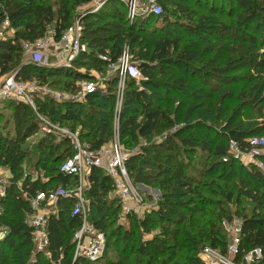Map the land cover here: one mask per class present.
I'll list each match as a JSON object with an SVG mask.
<instances>
[{"label": "trees", "instance_id": "16d2710c", "mask_svg": "<svg viewBox=\"0 0 264 264\" xmlns=\"http://www.w3.org/2000/svg\"><path fill=\"white\" fill-rule=\"evenodd\" d=\"M93 1L57 0L55 6L49 0H0V24L8 19L13 30L0 39V69L1 75L16 73L17 79L71 92L79 90V82L102 77L106 89L88 93L82 102L37 100L40 113L77 132L82 143L98 150L113 140L114 133L118 76L110 75L109 68L128 50L143 79L140 84L133 77L127 79L119 113L121 141L133 150L141 139L159 132L164 121L174 127L160 141L128 154L126 166L134 184L161 191L156 204L142 216L128 215V227L117 223L121 204L113 179L102 168H92L85 196L91 207L88 220L106 236L100 259L113 250L120 251L121 257L109 258L107 264H204L200 257L204 247L225 252L223 225L239 218L242 235L236 260L241 262L247 253L260 249L262 256L254 264H264V169L239 163L229 146L234 140L249 152L256 146L246 142L248 138L264 141V121L244 117L247 112L261 115L264 111V39L260 36L264 6L260 0H228L237 22L221 24L223 34L217 35L210 17L217 11L202 8V0L196 3L199 6L190 0H158L160 15L133 21L122 0H107L96 11L93 5L85 13L77 11ZM77 15L86 49L72 66L26 61L24 43L36 42L50 28L60 37ZM178 28L183 35L182 30L176 32ZM5 102L11 115L2 123ZM0 126V165L5 163L13 173L0 197V264L99 261L74 260V235L83 223L81 215L72 214L74 199L61 198L58 214L48 219L49 254L36 250L28 223L34 212L32 198L59 186H76V176L60 169L74 153L71 139L58 140L40 132L35 110L13 99L0 100ZM28 141L30 148L25 146ZM31 152L35 155L29 167L40 171L35 178L23 175V162ZM199 153L206 163L200 169L193 166ZM227 156L229 161H224ZM258 158L264 162V155ZM245 200L253 204L251 213ZM230 204L236 206L234 212Z\"/></svg>", "mask_w": 264, "mask_h": 264}, {"label": "built area", "instance_id": "2783aa9c", "mask_svg": "<svg viewBox=\"0 0 264 264\" xmlns=\"http://www.w3.org/2000/svg\"><path fill=\"white\" fill-rule=\"evenodd\" d=\"M122 1L127 6L128 18L131 21L139 16L149 14L160 15L162 13V6L158 3V0H147V3L143 6L139 5L138 0ZM93 2V11L100 9L105 3L103 0H94ZM9 27L10 23L8 19L0 24V39L13 34V30ZM82 33V21L77 15L73 23L62 32L60 37L57 38L56 30L50 28L46 35L36 42L24 43L25 59L26 61L47 67L57 65L70 67L73 60L86 49L85 44L82 43ZM103 59L106 60V57H103ZM109 70L113 71L109 73L110 75L115 74L118 76L117 98L122 104L127 79L133 77L137 80L138 84L143 79L139 64L132 59L131 54L126 50L116 64L110 65ZM81 71H85V69H81ZM101 79L103 78L97 76L95 81L87 80L79 82V90L71 92L54 89L36 80L17 79L16 73L1 75L0 69V100L13 99L29 104L37 114L40 132L52 134L58 140L70 138L74 146V153L62 163L60 169L64 174L76 176V186L74 188L59 186L49 193L40 192L36 197L31 199L34 212L28 217V223L33 227L37 251L49 254L48 219L51 215L58 214L57 204L61 198H72L75 200L72 214L83 217V223L74 235V260L85 258L95 262L103 257L106 250V236L104 232L98 230L88 220L87 209L89 201L85 196V191L90 186L89 176L94 166L105 170L113 179L114 192L119 198L121 209L125 216H142L145 209L148 208L143 193L136 187V184H134L129 175L126 166V159L129 153L123 151L119 140V133L115 134L114 139L109 144L98 150H93L89 144L80 141L78 133L71 131L66 126L51 121L38 110L37 100L39 98L51 97L59 102H82L88 93L97 90L104 91L106 89L105 82L101 81ZM246 142L256 147L246 152L240 148L236 141H229L232 158L242 159L241 156L245 154L254 152L256 154L258 153L256 149L262 148L257 147V145H263L264 143L260 137H250ZM256 155L260 157L264 153ZM105 156H108V159L104 163ZM228 159L229 157L227 156L224 158V161H228ZM261 164L263 165L264 162L262 161ZM5 190L6 187L4 189L0 188V197L5 195ZM226 229L230 241L226 244L225 252L221 248L204 247L200 254L204 264H254L262 256L260 249H254L247 253L241 262H238L236 256L241 242L242 220L235 218L226 225Z\"/></svg>", "mask_w": 264, "mask_h": 264}, {"label": "rangeland", "instance_id": "374dc122", "mask_svg": "<svg viewBox=\"0 0 264 264\" xmlns=\"http://www.w3.org/2000/svg\"><path fill=\"white\" fill-rule=\"evenodd\" d=\"M103 1H107V0H103ZM49 2L51 4L55 5L57 3V0H49ZM190 2L192 4H196L199 1L198 0H190ZM260 2L262 4V6H264V0H260ZM93 3L94 2H92L91 4H89L87 6L86 5L85 6H81V7L78 8L77 11L79 13L85 11L87 9V7L93 5ZM138 3H139L140 6H143V5H145L147 3V0H138ZM197 6H199V4ZM201 6H203L202 8H205V7L209 8V9L213 8L214 12L217 11V13H211L210 14V17L212 18L213 24H215L214 25V29L217 30V35L223 34V32H221L222 29H220L221 28V24H224V25L231 24V25H233L234 23L236 24V22H237L236 16H235L236 11H234V12L232 11L231 12V10H230L231 6H230L228 0H223V1L220 0V1L215 2V3L213 2V0H211V1L202 0ZM218 29H220V30H218ZM181 30H182V28H178L176 30V32H180ZM181 35H183V30H182ZM260 36H261V38L264 39V32H262ZM110 72H113V71L109 70V73ZM101 81H104V80L101 79ZM6 103L7 102H5V104L4 103L1 104V108L4 111V117H3V119H1L2 123H4V121L9 119V116L11 115L10 114L11 110L9 109V107H8V105ZM122 105H123V103L121 104L120 101L117 98L115 112H114V121H113V123H114L113 124V129H114L113 139L115 137V134L119 133V140H120L121 145L123 147V151L126 152V153L136 152L139 147H141L142 145H144V144H146L148 142L160 141L163 138V136L167 135L170 131H172L174 129V127L169 126L166 123V121H164L163 127H162V129H160L159 132H157L154 136L150 137L147 140L146 139H141V143L139 145H137L135 148H133V150H130V146H127L123 141H121V137H120V117H119V113L123 109ZM244 117H245L246 121L249 119V117L250 118L252 117L254 122H256V121H264V111L261 113V115L256 114V112H254L253 114H251V112H247L244 115ZM11 123H12V120H11L10 124ZM10 124H8V125H10ZM179 125L180 124H177L175 126H179ZM214 125L221 127L220 123H214ZM0 131H1V128H0ZM2 131H5V129L2 128ZM75 133H77V132H75ZM31 143L32 142L28 141L25 146H29V148H30L31 147ZM256 151H258V153H264V147L257 148ZM258 153H256V154H258ZM256 154H255V152L254 153H248V154H245V155L241 156L242 159L237 158L236 160L239 163L248 166L249 169H253L254 167H256L258 169H264V164L263 165L261 164L262 161L258 159V155H256ZM34 155L35 154L33 152H31L30 155L27 158H25V161L23 162L24 163L23 175H25V176L27 175L28 176V174H29L33 178H35L38 175V173L40 172V171H35L34 169H30V167H29L31 165V163H32V160H31L30 157H33ZM107 159H108V156H105L104 157V163H105V161ZM203 161L204 160L202 159V156H200V153H199V155H197L194 158L193 166L194 167H198L200 169V168H202V164L203 163L206 164L205 161L204 162ZM12 176H13V173L10 171L8 166L5 163H2L0 165V188L4 189L7 185H9L10 179H11ZM136 187L143 193L144 198H145V202L147 203V207L154 206L156 204L157 199L161 196V191L159 189H157V188H153V187L149 188V187H146L145 185H141V184H136ZM112 196H114V193L110 194L109 197H112ZM148 196H152L154 200L153 201L149 200ZM244 203L246 205L247 212L251 213V211L253 209V204L251 202L247 201V200H245ZM229 207H230V209H232V212H234L235 209H236V206L233 205V204H230ZM90 210H91V207L89 205L88 209H87L88 218L90 217ZM117 223H119L121 225H124L125 227H128V217L123 214L122 209L120 210ZM226 225L227 224L223 225V232H225L226 235H227V243H228L230 241V238L228 237V232H227V229H226ZM152 235L153 234L146 235L145 239H149ZM120 257H121V252L120 251H113L112 250L111 252H108V254L106 255V258H102L99 261L95 262L94 264H107V259L110 258L111 260H115V259L120 258ZM82 264H85V263L82 262Z\"/></svg>", "mask_w": 264, "mask_h": 264}]
</instances>
